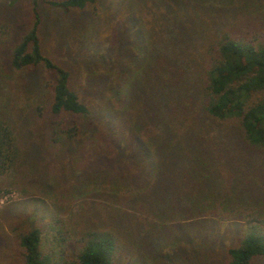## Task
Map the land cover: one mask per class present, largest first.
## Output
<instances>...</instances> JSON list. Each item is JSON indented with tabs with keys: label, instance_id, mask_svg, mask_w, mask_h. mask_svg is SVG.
<instances>
[{
	"label": "trees",
	"instance_id": "16d2710c",
	"mask_svg": "<svg viewBox=\"0 0 264 264\" xmlns=\"http://www.w3.org/2000/svg\"><path fill=\"white\" fill-rule=\"evenodd\" d=\"M40 2L93 25L76 69ZM27 6L0 24V190L44 201L3 219L16 264H150L145 234L154 253L202 219L241 223L222 264L263 257L264 0Z\"/></svg>",
	"mask_w": 264,
	"mask_h": 264
},
{
	"label": "rangeland",
	"instance_id": "374dc122",
	"mask_svg": "<svg viewBox=\"0 0 264 264\" xmlns=\"http://www.w3.org/2000/svg\"><path fill=\"white\" fill-rule=\"evenodd\" d=\"M40 6L44 17L43 40L47 45L52 46L59 53H63L66 49L74 53L72 49L74 47L79 49L82 44L91 45L88 29L93 30L94 27L91 23L88 24L86 12L64 11L43 2H40ZM29 14L27 0H0V24L12 23L15 18L20 23L28 22ZM76 22L79 24L75 25ZM104 33L106 30L100 29L95 37L101 39ZM72 56L70 64L72 69H76L80 57L75 53ZM79 83L81 84V80H74V84L80 85ZM42 147L44 149V145ZM38 148L41 150L40 147ZM150 194L158 196L159 193L152 190ZM42 203L44 201L39 198L25 199L20 190L13 186H5L0 190V264H16L13 256L15 251L11 250V244L3 233L4 217L20 213L33 217ZM191 227L194 232L192 243L178 244L177 238L170 235L173 231H170L168 236L170 235L172 239L167 241L163 247L156 249L154 251L156 254L151 253L153 251L149 243L153 239L151 231L145 234L149 237L145 240L146 244L141 247V250L148 254L147 261L152 260L150 264H222L223 252L228 246L236 243L237 231L241 223L238 221L218 223L210 219H202L190 222L185 228L190 229ZM253 264H264V256L255 259Z\"/></svg>",
	"mask_w": 264,
	"mask_h": 264
}]
</instances>
